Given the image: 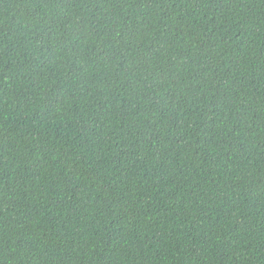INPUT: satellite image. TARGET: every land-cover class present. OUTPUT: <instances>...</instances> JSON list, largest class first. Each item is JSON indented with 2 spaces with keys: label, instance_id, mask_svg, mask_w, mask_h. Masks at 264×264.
<instances>
[{
  "label": "trees",
  "instance_id": "obj_1",
  "mask_svg": "<svg viewBox=\"0 0 264 264\" xmlns=\"http://www.w3.org/2000/svg\"><path fill=\"white\" fill-rule=\"evenodd\" d=\"M0 264H264V0H0Z\"/></svg>",
  "mask_w": 264,
  "mask_h": 264
}]
</instances>
